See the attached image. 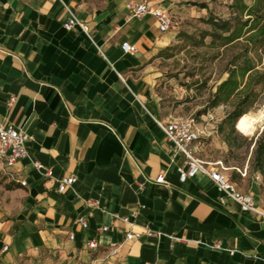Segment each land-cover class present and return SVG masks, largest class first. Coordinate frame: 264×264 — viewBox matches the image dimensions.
<instances>
[{"label":"crops","instance_id":"1","mask_svg":"<svg viewBox=\"0 0 264 264\" xmlns=\"http://www.w3.org/2000/svg\"><path fill=\"white\" fill-rule=\"evenodd\" d=\"M127 1L0 0V121L30 134L26 155L0 161L16 183L0 212V264H264V216L221 201L202 171L180 180L184 157L156 122L169 117L146 67L172 34ZM64 3L91 36L63 26ZM68 174L76 180L58 190ZM235 183L263 208L253 177ZM130 227L141 235L126 239Z\"/></svg>","mask_w":264,"mask_h":264},{"label":"rangeland","instance_id":"2","mask_svg":"<svg viewBox=\"0 0 264 264\" xmlns=\"http://www.w3.org/2000/svg\"><path fill=\"white\" fill-rule=\"evenodd\" d=\"M250 3L252 0H245ZM232 0H170L168 8L175 24L167 31L172 34L169 49L173 56L152 55L146 67L153 73L150 92L168 117L193 118L199 130L195 141L196 153L203 159L215 162L227 175L233 170L238 172L237 182L253 177L259 187V194L264 201V174L252 171L250 159L253 154L254 140L264 128V87L259 93V101L235 123L229 140L225 137L226 126L221 123L225 113L230 110V102L209 106L208 102L216 84L226 76L225 68L230 58L239 52L243 41L226 47H213L208 44H192L178 38V32H187L197 37L203 28L210 26L200 19L212 13L217 17H228ZM201 3L206 6L202 7ZM209 36L205 38L206 42ZM167 44V45H169ZM215 57L212 58V55ZM255 60L261 57L259 68H264V48L258 54L252 52ZM204 110V111H203ZM227 167V168H223ZM246 171L245 176L240 172ZM259 178L255 179L254 175ZM0 166V212L9 200L7 182L10 177ZM46 263V262H44ZM20 264H43L42 261L23 258ZM48 264V263H46Z\"/></svg>","mask_w":264,"mask_h":264},{"label":"trees","instance_id":"3","mask_svg":"<svg viewBox=\"0 0 264 264\" xmlns=\"http://www.w3.org/2000/svg\"><path fill=\"white\" fill-rule=\"evenodd\" d=\"M199 5L206 6L205 3ZM229 5L232 11L228 17H217L212 13L201 16L200 19L210 28L201 29L197 37L184 31L176 34L178 38L192 44H208L217 48L243 41L241 50L230 58L225 68L227 74L216 84L208 102L209 106L230 102L231 108L221 121L227 128L225 131L227 140L234 132L235 123L259 101V93L264 87V68L258 67L261 57L255 60L251 54L252 52L258 54L264 48V0H252L250 3L245 0H232ZM207 36L210 38L206 42ZM174 45H165L153 55L171 57L173 52L169 49ZM215 55H212V58ZM163 113L168 114L165 111ZM250 166L253 172L264 174V128L254 140ZM238 175V172L233 170L228 178L235 183ZM6 185L10 189L16 183L10 179Z\"/></svg>","mask_w":264,"mask_h":264},{"label":"built area","instance_id":"4","mask_svg":"<svg viewBox=\"0 0 264 264\" xmlns=\"http://www.w3.org/2000/svg\"><path fill=\"white\" fill-rule=\"evenodd\" d=\"M125 6L131 15L137 17H142L146 13H151L157 21V27L160 32L167 31L175 24L168 10L146 0H128ZM64 7L67 10L68 15L63 21V26L70 29L75 25H79L88 36H91L87 24L75 14L68 4L64 3ZM121 48L124 52H131L136 49V46L128 40H124L121 42ZM156 122L164 131L165 137L171 143L173 149L180 152L184 157L183 166L178 168L180 180L193 176L197 171H202L215 184L221 201H223L224 196L227 195L235 200L242 210L264 216V202L263 208L257 206L254 203L253 195L250 192L238 189L237 185L228 178V175L216 166L215 162L205 160L196 153L193 142L198 138L199 130L193 118L170 117L167 120L156 119ZM29 138L30 134L28 132L16 129L13 126H6L0 121V161L13 163L20 157L26 155V141ZM33 164L35 166L40 165L36 160L33 161ZM243 173H245V171ZM254 178L258 179L259 175L255 174ZM75 180L76 176L74 174L62 176L58 181V190H64ZM154 180L157 182H166L163 173H159ZM20 182L24 183L25 181L20 180ZM93 203L97 204V201ZM124 219L129 225H132V221H130L127 216L124 217ZM77 221L81 226H87V222L82 218L78 217ZM107 228L108 226L104 224L99 226L98 230H106ZM144 232L148 235L158 233L149 227H146ZM141 233L142 231L133 230L130 227L125 232V238L131 239L133 237H139ZM70 237H73L72 233H70ZM87 245L89 247H95L97 243L94 239H89L87 240ZM110 245L109 253L115 252L119 247V243L117 242H111ZM215 245L219 246L218 243ZM6 247L7 245H4V248Z\"/></svg>","mask_w":264,"mask_h":264}]
</instances>
